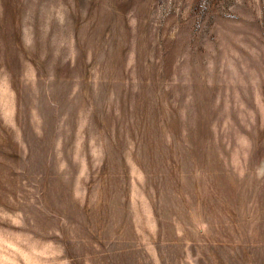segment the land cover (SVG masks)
<instances>
[{
	"label": "rangeland",
	"instance_id": "1",
	"mask_svg": "<svg viewBox=\"0 0 264 264\" xmlns=\"http://www.w3.org/2000/svg\"><path fill=\"white\" fill-rule=\"evenodd\" d=\"M0 264H264V0H0Z\"/></svg>",
	"mask_w": 264,
	"mask_h": 264
}]
</instances>
